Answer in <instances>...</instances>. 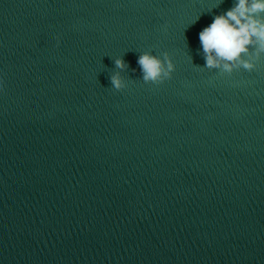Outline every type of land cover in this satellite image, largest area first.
Instances as JSON below:
<instances>
[{
    "label": "clouds",
    "instance_id": "clouds-1",
    "mask_svg": "<svg viewBox=\"0 0 264 264\" xmlns=\"http://www.w3.org/2000/svg\"><path fill=\"white\" fill-rule=\"evenodd\" d=\"M264 0H235L233 7L215 15L198 38L205 59L204 67L231 75L244 69L253 71L257 61L264 57ZM59 45V39H58ZM254 50V54L250 56ZM118 68L124 69L123 59H116ZM145 83L162 84L172 79L175 65L167 52L163 58L144 52L138 58ZM116 89L125 87L119 74L111 77Z\"/></svg>",
    "mask_w": 264,
    "mask_h": 264
}]
</instances>
